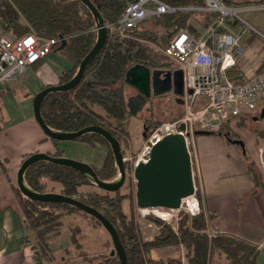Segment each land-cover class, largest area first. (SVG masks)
Here are the masks:
<instances>
[{
  "label": "trees",
  "instance_id": "1",
  "mask_svg": "<svg viewBox=\"0 0 264 264\" xmlns=\"http://www.w3.org/2000/svg\"><path fill=\"white\" fill-rule=\"evenodd\" d=\"M130 0H91L97 7L105 23L115 22ZM168 4L181 7H199L204 0H162ZM226 5L237 6L257 4L264 0H222ZM198 10H178L171 14L153 16L142 21L131 29L128 35H119L108 31L106 40L86 66L80 81L67 90L48 92L42 99L40 113L44 122L54 130L77 131L89 125H101L106 128L120 143L123 154L124 141L130 139L125 125L119 124L129 116L125 94V77L128 69L136 64L150 68H174L172 58L162 52L173 35L186 29L193 35L200 30L190 22ZM201 16L193 17L200 20L203 27L212 19L211 12L200 11ZM0 24L5 33L12 37L21 36L33 31L46 37H65L53 48L66 57L72 64L58 79L57 84L69 80L76 72L81 59L89 52L96 40L95 19L89 8L81 0H0ZM237 26L238 21L230 22ZM247 43L258 39L253 32ZM245 38V37H244ZM243 38V43L245 39ZM226 76L234 82L243 80L240 69L231 66L225 70ZM91 82H98L93 84ZM101 82H107L102 84ZM206 101L196 100L193 110L199 109ZM243 115V114H241ZM240 115V116H241ZM223 123L217 129L209 127L203 130L221 134ZM231 137L230 132L224 133ZM56 143V139L50 138ZM74 140L89 144L99 143L105 147V155L99 167H94L97 176L102 180L114 179L118 167L108 141L98 133L86 132ZM52 155L61 156L57 149ZM27 157L25 155L23 159ZM124 157V155H123ZM125 164V160H124ZM256 183L260 181L257 169L249 167ZM126 170V166H125ZM46 180L60 184V192L73 196L85 204L97 208L114 225L124 247L127 264H180L175 258L154 257L152 251L169 246H182L184 264H256L259 252L257 245L230 233H208L210 214L203 208L202 195L199 189L196 196L200 210L195 214H185L176 231L156 216L142 215L154 222L158 228L150 240L144 239L140 226L132 211L126 213L123 201L130 199V194L114 192L98 187L88 176L76 169L39 160L29 165L24 171V183L38 192L47 191ZM81 186H89L80 190ZM15 196L19 202L23 221L27 230V240L38 256L51 259L50 239L61 232L62 217L72 212H82L101 223L93 216L79 210L73 205L63 202H42L25 196L15 184ZM78 226L71 228V242L76 249L81 247L77 237ZM79 254L90 260L98 259L101 264H120L116 255L100 253L88 255L84 250Z\"/></svg>",
  "mask_w": 264,
  "mask_h": 264
},
{
  "label": "crops",
  "instance_id": "2",
  "mask_svg": "<svg viewBox=\"0 0 264 264\" xmlns=\"http://www.w3.org/2000/svg\"><path fill=\"white\" fill-rule=\"evenodd\" d=\"M248 36L250 35L247 34L244 38L245 57L240 68L242 76L245 69L257 64V58L252 60L251 48L258 40L254 39L251 43H247L250 38ZM71 67V62L53 49L46 57L29 65L22 76L9 78L4 83H0V264H36L37 262L35 250L31 242L27 240V230L13 190L17 169L23 157L38 151L53 154L59 149L61 156L67 155V157L80 159L94 167H99L105 155V147L99 143L92 145L78 140L53 142L42 131L33 115L34 95L48 85L57 84L59 77ZM144 67L141 65L143 73ZM146 67L149 71L148 87L144 82H141L142 87H138L133 82L125 81L129 116L121 125L127 127L130 137L128 145L133 148L131 128L133 129L134 125L131 124L130 118L144 121L142 111H151V109L148 111L151 100L154 105L157 104V100L153 97L161 96L159 102L165 106L164 110L168 113L170 111L177 113L184 103L183 96L176 92L174 86L173 72L176 69L182 70L178 63L174 68ZM168 70L170 71L169 87L166 80ZM190 70L192 71L193 68L187 69L186 75ZM155 71L158 73L155 75L156 83H153L152 77ZM134 78L139 79V74L135 73ZM185 78L187 79L183 73L184 89ZM259 104L258 102L255 108ZM153 107L156 109L155 106ZM144 123L143 126H146ZM202 128L206 126H198L193 131L203 130ZM140 133H142L141 140L135 146H139L144 140L145 134L143 135L142 128ZM213 134H199L201 136L194 134L191 137L198 167V188L202 195L203 208L206 214L211 216L208 231L230 233L257 245L259 252L256 264H264V181L260 176L259 183H256L249 168L251 166L255 169L257 147L264 146V135H261L262 141L256 142V153L253 157L255 160H253L245 151L248 140L245 141L239 133L235 137ZM240 140L245 141V150L238 144L237 141ZM46 182L47 185H51L54 181L46 180ZM47 191L50 190L47 189ZM68 215L73 221L76 218L87 221L78 212ZM73 221L69 219L67 222L70 230L66 238L60 242H54L53 237L50 239V263L101 264L98 259L90 260L76 253V248L70 239L71 228L78 226L72 225ZM87 222L92 228H99L90 221ZM108 240L107 235H104L102 243L105 247L109 245ZM86 253L92 256L102 252Z\"/></svg>",
  "mask_w": 264,
  "mask_h": 264
},
{
  "label": "built area",
  "instance_id": "3",
  "mask_svg": "<svg viewBox=\"0 0 264 264\" xmlns=\"http://www.w3.org/2000/svg\"><path fill=\"white\" fill-rule=\"evenodd\" d=\"M199 7H181L163 2L162 0H130L124 7L119 18L113 23H105L108 31L119 35H128L131 29L142 21L153 16L175 13L178 10H198L211 12L214 15L206 23L204 29L193 35L186 29L176 32L163 52L174 59L185 73V89L183 101L185 113L173 123H165L156 128L150 135H145L144 142L136 161L147 152L163 135L170 132H180L184 135L190 156L194 193L190 199L183 198L179 208L149 207L139 208L142 214L149 212L165 220L176 231L178 228L181 208L190 214L198 213L200 205L196 196L199 189L198 167L191 137L193 125L199 122L206 127L217 129L223 123L244 114L248 106L256 101L264 100V39L259 42L261 48L257 55L251 48L252 60L257 58V64L243 71V80L234 82L229 79L225 70L235 66L241 68L245 57L244 34L257 31L238 16V10L245 6H229L222 0H204ZM238 21L237 26L230 22ZM96 30V26L92 30ZM263 37V36H262ZM65 37H46L33 31L18 37L9 36L0 24V83L9 78L20 77L29 65L46 57L53 48ZM193 68L186 75L187 69ZM190 77V78H188ZM191 89V93L188 90ZM203 94L206 104L196 110L193 105L196 97ZM184 123L185 129L179 128ZM256 161L264 181V146L257 148ZM195 163V165H194ZM209 235L217 232L208 231ZM36 255V264H51L46 257Z\"/></svg>",
  "mask_w": 264,
  "mask_h": 264
},
{
  "label": "water",
  "instance_id": "4",
  "mask_svg": "<svg viewBox=\"0 0 264 264\" xmlns=\"http://www.w3.org/2000/svg\"><path fill=\"white\" fill-rule=\"evenodd\" d=\"M81 1L89 8L95 19L97 33L96 40L89 52L81 59L75 74L69 80L60 84L48 85L34 95L33 115L45 135L58 141L74 140L86 132H94L103 136L108 141L112 149L115 162L118 167V175L111 180H102L97 176L90 163L67 156H56L38 151L29 154L21 161L16 173V184L20 191L31 199L42 202L67 203L96 218L111 238L112 248L109 255H116L120 264H127L125 250L114 225L97 208L85 204L76 197L68 196L61 192L34 191L24 183L25 169L32 163L39 160H48L54 163L70 166L88 176L98 185L99 188L109 192L118 190L123 185L126 178L124 157L121 151L120 143L106 128L101 125H89L77 131L54 130L44 122L40 113V105L44 96L51 91L67 90L74 87L80 81L86 66L99 52L106 40L108 29L99 14L97 7L93 4V2H91V0ZM61 42L62 47L65 43V39H62ZM135 73L140 76L137 80L134 78ZM156 73H158V71L153 72V83H156ZM169 74L170 71L168 70L166 73V76L168 77L166 79L167 85L170 81ZM173 78L176 92L183 96V71L181 69L174 70ZM125 80L135 83L138 87H142L141 82H144V84L148 87V68L145 66L143 73L140 64L130 67L126 73ZM91 83L98 84V82ZM101 83L106 84L107 82ZM188 93H191V89L188 90ZM179 128L181 130L185 129L184 123H180ZM209 133L210 131L208 130H195L193 132V134ZM133 177L135 179V201L137 207L179 208L182 199L194 193L190 156L187 150L184 135L180 132H170L163 135L154 145H152L150 151L144 154L137 161L133 167Z\"/></svg>",
  "mask_w": 264,
  "mask_h": 264
},
{
  "label": "rangeland",
  "instance_id": "5",
  "mask_svg": "<svg viewBox=\"0 0 264 264\" xmlns=\"http://www.w3.org/2000/svg\"><path fill=\"white\" fill-rule=\"evenodd\" d=\"M245 6L247 8L244 9H240L238 10V16L241 17L243 20H245L250 27H253L256 31H257V40L261 41L264 39V1L261 3H257V4H244V5H240L238 7H242ZM195 16H201V12L197 11V13H195L194 16L191 17L190 22L194 23L195 25H197V27L200 30H203V27L199 24L200 20L195 19L193 17ZM247 35V32L244 34V37ZM263 36V37H262ZM258 41H256L254 43V47L253 49L258 50L257 51V55L260 53L261 48L259 46ZM163 52V49H162ZM164 53V52H163ZM253 54V53H252ZM172 63H176V61L174 59H172ZM161 69V68H159ZM170 95V94H168ZM171 96V95H170ZM203 94L198 95L196 97L197 100L202 99L203 98ZM161 98V96H157V97H153V99L157 100V104L154 105L153 100L150 101V112H146L145 110L142 111V116H144L145 118V123L146 126H143V119H141L140 121L136 120H132V118H130L131 124H133V129L131 128V140H132V145L133 147H130V145L127 144L126 141H124V149H123V155H124V160H125V166H126V178L125 181L123 183V185L120 187V193H129L130 194V199H125L123 201V209L126 213H129V211L132 209L135 218L137 219V222L140 226V231L142 236L144 237V239L150 240L153 238V235L155 234L158 226L152 222L151 220H147L145 219L142 215V212L140 211L139 207H137L136 205V201H135V179L133 177V165L134 162L137 159V156L139 155L143 142L144 140H142V143L139 146H135L138 141L141 140V136L142 133H140L141 128L144 130V134L150 135L156 128L162 126L165 123H173L175 121H177L178 119H180L183 114L185 113L186 109H185V105L184 103L182 104L180 110L177 113H174L173 111H170V113L166 112L164 110V105H162L159 102V99ZM260 103L259 106L257 108L256 104ZM156 107V109H154V107ZM194 108V107H193ZM127 118L125 120H121L119 122L122 123L123 121H126ZM144 123V124H145ZM198 126H202L199 122H196L195 125H193V130L198 127ZM221 132V134H223V137H227L226 134L224 133H228L230 132L231 137H235L238 136V133L241 135V137H243V139L246 141V146L245 141L242 142L237 141L238 144L240 145V147L246 148L245 151H247V154L249 155V157L251 159H253V157L255 156L256 153V142L258 141H262L261 135H264V100H259L256 101L252 104H250L248 106V109L246 110V112H244L243 115L236 117L234 119L229 120L224 126L223 129L219 130ZM194 135V134H193ZM198 136H201L199 134H197ZM213 135H219L218 133H214ZM216 137V136H215ZM66 142L69 140H65ZM245 146V147H244ZM259 147V146H258ZM257 147V148H258ZM73 149H75L74 147H72ZM68 152V150H67ZM66 152V154H67ZM77 152V151H76ZM67 156V155H66ZM257 156V153H256ZM80 160V159H79ZM255 160V159H253ZM254 167L258 170V172L260 173V176L262 178L260 169L258 167L257 161H254ZM195 165V163H194ZM117 174L115 175V177H117ZM114 177V178H115ZM263 179V178H262ZM198 178H196V182H197ZM198 185V182H197ZM60 184L57 182H52L51 185H47L45 189H48L50 191H54V192H59L60 191ZM89 186H81L80 190H87L89 189ZM132 208H131V207ZM131 208V209H130ZM81 215H83V217H85L87 219V221H90L91 224H95V226L99 227L98 229H94L92 228L87 221H85L84 219H75L74 221L72 220L71 216H69L68 214L63 216V225L61 228V232L56 235L55 237H53V241L54 242H60L61 240H63L64 238L67 237V235L69 234V226L67 224V222L69 221V219H71V221H73L74 223L72 225H78L80 228V231L77 234V237L79 239V241L82 244V248H78L76 249V253L77 254H81L83 253L84 250L85 252H102L104 253V255H108L111 248H112V242H111V238L108 234V232L105 230V228L102 225H97L96 221L94 219H92L90 216L80 212ZM147 214V213H146ZM145 214V215H146ZM150 215L156 216L154 213L149 212ZM185 214H189L187 211H185L183 208H181L178 212L179 215V220H178V226L180 223L181 218L185 215ZM69 217V218H67ZM158 217V216H156ZM159 219H161L160 217H158ZM161 221L165 222L167 225L170 226V224L168 222H166L165 220L161 219ZM104 235H107V237L109 238V245L108 247H105L104 244L102 243L103 241V237ZM183 247L182 246H169L166 248H160V249H156L152 251V255L154 257H162V258H167V257H171V258H175L178 259L180 261V264H184V259H183Z\"/></svg>",
  "mask_w": 264,
  "mask_h": 264
},
{
  "label": "bare ground",
  "instance_id": "6",
  "mask_svg": "<svg viewBox=\"0 0 264 264\" xmlns=\"http://www.w3.org/2000/svg\"><path fill=\"white\" fill-rule=\"evenodd\" d=\"M191 196H188L187 198L190 199Z\"/></svg>",
  "mask_w": 264,
  "mask_h": 264
},
{
  "label": "flooded vegetation",
  "instance_id": "7",
  "mask_svg": "<svg viewBox=\"0 0 264 264\" xmlns=\"http://www.w3.org/2000/svg\"><path fill=\"white\" fill-rule=\"evenodd\" d=\"M148 111H150V107L148 108ZM146 135V134H145Z\"/></svg>",
  "mask_w": 264,
  "mask_h": 264
}]
</instances>
